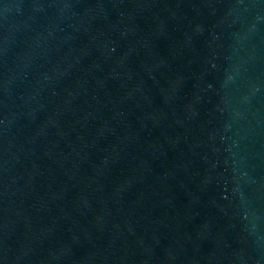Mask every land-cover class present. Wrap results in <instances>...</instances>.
Listing matches in <instances>:
<instances>
[{
    "label": "water",
    "instance_id": "1",
    "mask_svg": "<svg viewBox=\"0 0 264 264\" xmlns=\"http://www.w3.org/2000/svg\"><path fill=\"white\" fill-rule=\"evenodd\" d=\"M0 264H264V0H0Z\"/></svg>",
    "mask_w": 264,
    "mask_h": 264
}]
</instances>
